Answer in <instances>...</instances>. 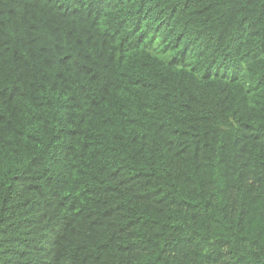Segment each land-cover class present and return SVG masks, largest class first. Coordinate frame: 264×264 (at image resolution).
I'll use <instances>...</instances> for the list:
<instances>
[{
  "label": "trees",
  "instance_id": "1",
  "mask_svg": "<svg viewBox=\"0 0 264 264\" xmlns=\"http://www.w3.org/2000/svg\"><path fill=\"white\" fill-rule=\"evenodd\" d=\"M0 264H264V0H0Z\"/></svg>",
  "mask_w": 264,
  "mask_h": 264
}]
</instances>
